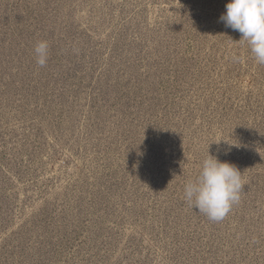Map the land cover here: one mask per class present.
Wrapping results in <instances>:
<instances>
[{
	"label": "rangeland",
	"instance_id": "374dc122",
	"mask_svg": "<svg viewBox=\"0 0 264 264\" xmlns=\"http://www.w3.org/2000/svg\"><path fill=\"white\" fill-rule=\"evenodd\" d=\"M229 2L0 0V264H264V65ZM208 154L243 174L220 222L184 198Z\"/></svg>",
	"mask_w": 264,
	"mask_h": 264
},
{
	"label": "clouds",
	"instance_id": "9594fccd",
	"mask_svg": "<svg viewBox=\"0 0 264 264\" xmlns=\"http://www.w3.org/2000/svg\"><path fill=\"white\" fill-rule=\"evenodd\" d=\"M225 7L220 20L241 34L240 41L247 44L255 62L264 65V0H230ZM34 54L36 63L44 67L49 58L48 42H38ZM239 59L233 56V60ZM242 178L236 166L208 154L197 179L184 186L185 201L210 221L220 222L239 203L244 188Z\"/></svg>",
	"mask_w": 264,
	"mask_h": 264
}]
</instances>
